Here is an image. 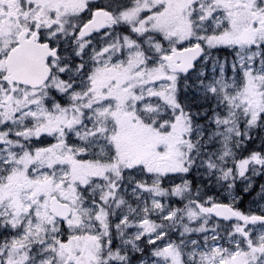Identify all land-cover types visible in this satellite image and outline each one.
Instances as JSON below:
<instances>
[{
  "label": "snow or ice",
  "instance_id": "1",
  "mask_svg": "<svg viewBox=\"0 0 264 264\" xmlns=\"http://www.w3.org/2000/svg\"><path fill=\"white\" fill-rule=\"evenodd\" d=\"M0 264H264V0H0Z\"/></svg>",
  "mask_w": 264,
  "mask_h": 264
}]
</instances>
